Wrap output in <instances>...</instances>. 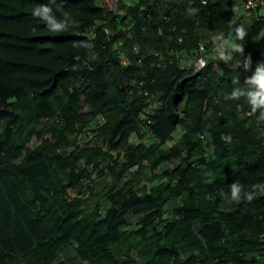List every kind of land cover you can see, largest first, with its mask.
Returning <instances> with one entry per match:
<instances>
[{"label": "trees", "instance_id": "trees-1", "mask_svg": "<svg viewBox=\"0 0 264 264\" xmlns=\"http://www.w3.org/2000/svg\"><path fill=\"white\" fill-rule=\"evenodd\" d=\"M56 2L64 33L30 14L49 0H0V264H264V195L220 196L264 183V122L226 98L264 62V9ZM238 27L249 71L189 65Z\"/></svg>", "mask_w": 264, "mask_h": 264}, {"label": "clouds", "instance_id": "clouds-1", "mask_svg": "<svg viewBox=\"0 0 264 264\" xmlns=\"http://www.w3.org/2000/svg\"><path fill=\"white\" fill-rule=\"evenodd\" d=\"M201 3L202 5H206L208 0H201ZM103 4L109 8H116L118 0H116V6H109L106 3V0H103ZM53 5L55 7H53ZM241 8L249 10L243 7L242 0ZM262 9H264V7L256 10ZM195 11L196 9H189L190 14L195 13ZM30 14L33 18H38L43 21L50 33L67 32L70 27L76 24V20L73 18V15L66 11L61 4H58L56 0H49V3H41L34 6L31 9ZM246 35V30L243 27L236 28L235 35L228 38L221 33L216 37L217 43L211 48H208V46L203 43L201 44V53L199 56L204 55L207 59L208 65L209 58L207 52L212 49L213 52L216 53V59L219 61H223L230 67H242L244 71H249L251 68V59L250 57L244 56V45L242 43L245 40ZM237 41H240L241 43H237ZM82 46L89 49L92 47V45L88 42H84ZM202 46H205L204 51L202 50ZM192 60L193 59L189 60V65L196 70H200L191 63ZM232 83L235 86L226 98L236 101L243 98L248 105L249 111L247 114H258L259 120L264 122V62L258 63L254 71H252V74L245 78L244 86H240L237 76L233 79ZM229 190V193L221 191L220 196L229 200V202L237 204L242 200L252 202L258 196L264 195V183H256L251 185L250 189H246L245 185L239 181H235L229 186Z\"/></svg>", "mask_w": 264, "mask_h": 264}, {"label": "built area", "instance_id": "built-area-1", "mask_svg": "<svg viewBox=\"0 0 264 264\" xmlns=\"http://www.w3.org/2000/svg\"><path fill=\"white\" fill-rule=\"evenodd\" d=\"M243 7L249 9V10H256L258 8L264 7V0H242ZM202 50H205V46H202ZM194 66L201 69L206 67L207 65V59L204 55H200L195 57L192 62Z\"/></svg>", "mask_w": 264, "mask_h": 264}, {"label": "rangeland", "instance_id": "rangeland-1", "mask_svg": "<svg viewBox=\"0 0 264 264\" xmlns=\"http://www.w3.org/2000/svg\"><path fill=\"white\" fill-rule=\"evenodd\" d=\"M106 3H107L109 6H116V0H106Z\"/></svg>", "mask_w": 264, "mask_h": 264}]
</instances>
